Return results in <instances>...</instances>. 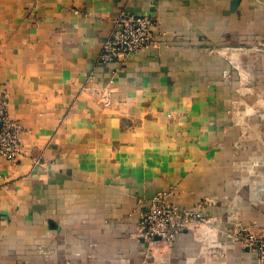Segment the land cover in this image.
<instances>
[{
  "label": "crops",
  "instance_id": "1",
  "mask_svg": "<svg viewBox=\"0 0 264 264\" xmlns=\"http://www.w3.org/2000/svg\"><path fill=\"white\" fill-rule=\"evenodd\" d=\"M123 11L154 44L101 61ZM3 95L23 152L0 156V264H256L236 231L264 235V0H0ZM163 191L210 225L144 241Z\"/></svg>",
  "mask_w": 264,
  "mask_h": 264
},
{
  "label": "built area",
  "instance_id": "2",
  "mask_svg": "<svg viewBox=\"0 0 264 264\" xmlns=\"http://www.w3.org/2000/svg\"><path fill=\"white\" fill-rule=\"evenodd\" d=\"M154 25L155 21L149 16L121 12L104 43L99 60L124 62L131 54L151 48L155 39ZM104 98L108 104V96ZM22 129V123L9 116L7 95L1 96L0 156L11 163H17L23 152L20 139ZM171 194V191L159 192L140 212L137 224L139 235L152 240L160 237L165 244H172L179 233L210 225L209 218L172 202ZM236 232L245 246L256 251V264H264V235L255 231Z\"/></svg>",
  "mask_w": 264,
  "mask_h": 264
},
{
  "label": "rangeland",
  "instance_id": "3",
  "mask_svg": "<svg viewBox=\"0 0 264 264\" xmlns=\"http://www.w3.org/2000/svg\"><path fill=\"white\" fill-rule=\"evenodd\" d=\"M253 99H256V96H252ZM257 105L260 106L262 110L255 111V113L253 114L254 118H256L255 120H259V122H263V126L261 127H252V130L255 132V136H258V138L260 139V146H262L264 148V95H258V98L256 100H254L251 108H255V110H257ZM252 114V113H251ZM252 116V117H253ZM251 117V118H252ZM252 162H254V164H264V159H260V160H256V159H252ZM252 166V164H251ZM257 166V165H256ZM198 231V230H197ZM137 234L139 235V233L137 232ZM140 237H142L141 235H139ZM144 239V241L149 242V243H155L157 239L152 240V239H147L145 237H142ZM160 241V240H157ZM162 242V241H161Z\"/></svg>",
  "mask_w": 264,
  "mask_h": 264
},
{
  "label": "water",
  "instance_id": "4",
  "mask_svg": "<svg viewBox=\"0 0 264 264\" xmlns=\"http://www.w3.org/2000/svg\"><path fill=\"white\" fill-rule=\"evenodd\" d=\"M157 240H160V237H156Z\"/></svg>",
  "mask_w": 264,
  "mask_h": 264
}]
</instances>
